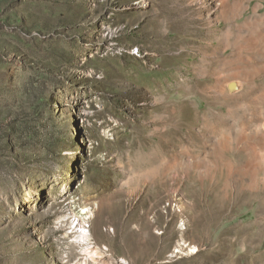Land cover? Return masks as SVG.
<instances>
[{"label":"rangeland","instance_id":"obj_1","mask_svg":"<svg viewBox=\"0 0 264 264\" xmlns=\"http://www.w3.org/2000/svg\"><path fill=\"white\" fill-rule=\"evenodd\" d=\"M233 2L0 0V264H264V0Z\"/></svg>","mask_w":264,"mask_h":264},{"label":"bare ground","instance_id":"obj_2","mask_svg":"<svg viewBox=\"0 0 264 264\" xmlns=\"http://www.w3.org/2000/svg\"><path fill=\"white\" fill-rule=\"evenodd\" d=\"M215 1H217L219 3V6L222 7V9H223L222 14H223L224 18H226L225 20L229 19L232 15H234L233 13L237 12V10H238L236 8L237 3H234L233 0H215ZM203 2L206 3L207 1H203ZM209 10L211 11V7L209 8ZM224 35L228 36V33H225ZM225 39H227V38H225ZM225 39H224V42H225ZM78 228H79V226H77L75 230H77Z\"/></svg>","mask_w":264,"mask_h":264},{"label":"snow or ice","instance_id":"obj_3","mask_svg":"<svg viewBox=\"0 0 264 264\" xmlns=\"http://www.w3.org/2000/svg\"><path fill=\"white\" fill-rule=\"evenodd\" d=\"M193 251H195V249H193Z\"/></svg>","mask_w":264,"mask_h":264}]
</instances>
